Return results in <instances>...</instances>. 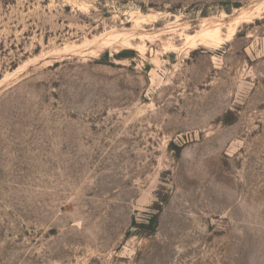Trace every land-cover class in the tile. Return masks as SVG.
I'll return each mask as SVG.
<instances>
[{
	"label": "rangeland",
	"instance_id": "374dc122",
	"mask_svg": "<svg viewBox=\"0 0 264 264\" xmlns=\"http://www.w3.org/2000/svg\"><path fill=\"white\" fill-rule=\"evenodd\" d=\"M0 264H264V0H0Z\"/></svg>",
	"mask_w": 264,
	"mask_h": 264
},
{
	"label": "bare ground",
	"instance_id": "6f19581e",
	"mask_svg": "<svg viewBox=\"0 0 264 264\" xmlns=\"http://www.w3.org/2000/svg\"><path fill=\"white\" fill-rule=\"evenodd\" d=\"M233 33H234V30H233ZM203 35H204V38H207V39L208 38H210V39H214L215 38V32H212V31H207ZM210 39H208V40H210Z\"/></svg>",
	"mask_w": 264,
	"mask_h": 264
},
{
	"label": "trees",
	"instance_id": "16d2710c",
	"mask_svg": "<svg viewBox=\"0 0 264 264\" xmlns=\"http://www.w3.org/2000/svg\"><path fill=\"white\" fill-rule=\"evenodd\" d=\"M151 224L153 226V230H156L157 227V223H158V219H157V215H153L151 218Z\"/></svg>",
	"mask_w": 264,
	"mask_h": 264
}]
</instances>
